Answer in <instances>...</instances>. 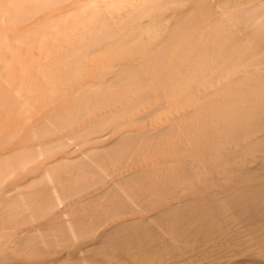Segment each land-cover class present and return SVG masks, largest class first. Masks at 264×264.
<instances>
[{"label":"bare ground","instance_id":"obj_1","mask_svg":"<svg viewBox=\"0 0 264 264\" xmlns=\"http://www.w3.org/2000/svg\"><path fill=\"white\" fill-rule=\"evenodd\" d=\"M0 264H264V0H0Z\"/></svg>","mask_w":264,"mask_h":264}]
</instances>
